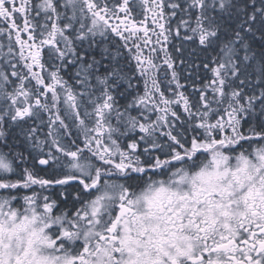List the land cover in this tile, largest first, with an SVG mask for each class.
<instances>
[{
  "label": "snow or ice",
  "instance_id": "snow-or-ice-1",
  "mask_svg": "<svg viewBox=\"0 0 264 264\" xmlns=\"http://www.w3.org/2000/svg\"><path fill=\"white\" fill-rule=\"evenodd\" d=\"M0 23V264H264V0Z\"/></svg>",
  "mask_w": 264,
  "mask_h": 264
},
{
  "label": "flooded vegetation",
  "instance_id": "flooded-vegetation-1",
  "mask_svg": "<svg viewBox=\"0 0 264 264\" xmlns=\"http://www.w3.org/2000/svg\"><path fill=\"white\" fill-rule=\"evenodd\" d=\"M4 25L2 23H0V27H3Z\"/></svg>",
  "mask_w": 264,
  "mask_h": 264
}]
</instances>
